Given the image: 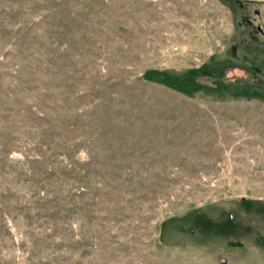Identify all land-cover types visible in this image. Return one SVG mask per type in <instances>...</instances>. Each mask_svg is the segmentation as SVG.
Instances as JSON below:
<instances>
[{
    "label": "rangeland",
    "instance_id": "374dc122",
    "mask_svg": "<svg viewBox=\"0 0 264 264\" xmlns=\"http://www.w3.org/2000/svg\"><path fill=\"white\" fill-rule=\"evenodd\" d=\"M261 83L264 0H0V264H264Z\"/></svg>",
    "mask_w": 264,
    "mask_h": 264
},
{
    "label": "trees",
    "instance_id": "16d2710c",
    "mask_svg": "<svg viewBox=\"0 0 264 264\" xmlns=\"http://www.w3.org/2000/svg\"><path fill=\"white\" fill-rule=\"evenodd\" d=\"M229 2H234L235 0H228ZM217 67V65L216 66H214L213 68H216ZM226 68V67H225ZM225 68H221L220 69V74H219V76H223V74H224V69ZM214 70H217V69H214ZM150 72L152 73V72H156L157 74H158V79H160L163 83H165L166 85H168V86H171V87H174V88H176V89H185L186 88V86H188L189 85V88L191 87V89L192 88H194V89H198L199 87H203V85H201V84H198V81L196 80V79H194V76H195V72L194 73H190V72H188V73H184L183 74V77H172V80L173 81H170V77H164V75H163V73L162 72H157V70H154V69H152V70H148V71H145L144 73H143V75H142V78L143 79H148L150 76H148V74H150ZM155 75V74H154ZM218 76V78H217V80L220 78ZM148 77V78H147ZM218 82L219 83H221V82H223L222 81V79H220V80H218ZM219 83H217V85L215 86V87H213V88H215L216 90L218 89V85H219ZM223 83H225V82H223ZM223 83H221V84H223ZM229 84V83H228ZM224 85V84H223ZM227 86V85H226ZM240 86H250L251 88L253 87V85L252 84H244V85H240ZM264 86V83H261V87H263ZM209 86H206L205 88H208ZM217 87V88H216ZM212 88V89H213Z\"/></svg>",
    "mask_w": 264,
    "mask_h": 264
}]
</instances>
